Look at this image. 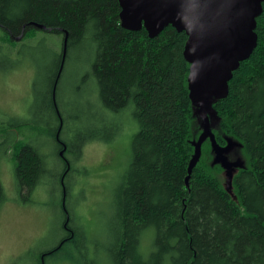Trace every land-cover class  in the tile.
I'll return each mask as SVG.
<instances>
[{
    "label": "trees",
    "instance_id": "16d2710c",
    "mask_svg": "<svg viewBox=\"0 0 264 264\" xmlns=\"http://www.w3.org/2000/svg\"><path fill=\"white\" fill-rule=\"evenodd\" d=\"M261 8L255 18L256 46L232 71L227 95L213 99L210 135L189 172L203 121L189 98L185 31L167 24L151 38L144 26L125 29L119 0H0V43L37 30L61 36L58 63L39 113L51 118L44 135L56 142L57 151L65 148L57 179L65 189L62 234L56 247L39 253V262L80 238L67 206L71 163L66 154L72 149L63 139L67 120L57 93L69 52L86 39L93 46L88 74L100 105L113 114L130 107L138 125L131 160L115 191L116 233L106 246L105 264H264V1ZM14 127H0L1 151ZM87 139L98 138H83L80 145ZM228 143L225 155L235 163L229 189L225 168L214 162V150ZM11 158L17 190L26 199L44 172L43 157L31 142L17 140ZM147 237L150 245L144 248Z\"/></svg>",
    "mask_w": 264,
    "mask_h": 264
},
{
    "label": "rangeland",
    "instance_id": "374dc122",
    "mask_svg": "<svg viewBox=\"0 0 264 264\" xmlns=\"http://www.w3.org/2000/svg\"><path fill=\"white\" fill-rule=\"evenodd\" d=\"M60 49L61 36L42 30L0 43V127L15 124L4 150L0 147V264H36L39 253L56 247L62 234L60 201L65 189L57 179L63 154L42 132L50 126V116L39 113ZM92 59L93 46L80 39L69 52L57 93L67 120L63 139L72 149L66 154L71 163L67 206L80 238L58 256L47 261L41 256L45 264H105L106 246L116 233L115 191L131 160L138 125L130 107L113 114L100 105L95 80L88 74ZM89 136L98 139L80 145ZM17 140L34 144L44 161V172L26 199L17 190L11 158ZM150 241L147 237L143 247ZM93 247L99 250L95 253Z\"/></svg>",
    "mask_w": 264,
    "mask_h": 264
},
{
    "label": "water",
    "instance_id": "95a60500",
    "mask_svg": "<svg viewBox=\"0 0 264 264\" xmlns=\"http://www.w3.org/2000/svg\"><path fill=\"white\" fill-rule=\"evenodd\" d=\"M263 1L119 0V16L123 28L138 30L144 26L148 35L153 38L165 25L171 24L178 31H185L187 35L184 57L190 63L189 98L203 121V130L196 143V153L189 162V172L200 156L203 139L210 135L208 112L213 99H221L227 95L232 71L250 56L256 46L255 18L262 10ZM21 37L22 35L17 39ZM62 47L64 58L67 35L63 38ZM230 147L231 144L228 143L216 150L214 157V162L220 163L226 170L228 189L235 167V163L229 161L225 155ZM64 149L60 152L61 155ZM64 204L63 199V207Z\"/></svg>",
    "mask_w": 264,
    "mask_h": 264
},
{
    "label": "flooded vegetation",
    "instance_id": "af4514ba",
    "mask_svg": "<svg viewBox=\"0 0 264 264\" xmlns=\"http://www.w3.org/2000/svg\"><path fill=\"white\" fill-rule=\"evenodd\" d=\"M41 262H42V259L40 258V262H39V264H41Z\"/></svg>",
    "mask_w": 264,
    "mask_h": 264
}]
</instances>
